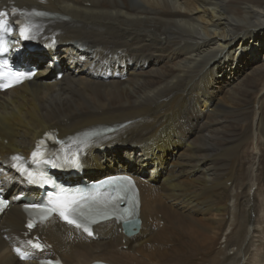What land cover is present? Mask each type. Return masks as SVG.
I'll use <instances>...</instances> for the list:
<instances>
[{
	"label": "bare ground",
	"instance_id": "obj_1",
	"mask_svg": "<svg viewBox=\"0 0 264 264\" xmlns=\"http://www.w3.org/2000/svg\"><path fill=\"white\" fill-rule=\"evenodd\" d=\"M12 8L49 19L37 52L16 44L38 75L0 93V188L39 196L13 168L57 130L87 137L84 179L133 177L141 208L133 236L108 222L92 239L56 218L30 233L12 203L0 264L264 263V0H0Z\"/></svg>",
	"mask_w": 264,
	"mask_h": 264
},
{
	"label": "snow or ice",
	"instance_id": "obj_2",
	"mask_svg": "<svg viewBox=\"0 0 264 264\" xmlns=\"http://www.w3.org/2000/svg\"><path fill=\"white\" fill-rule=\"evenodd\" d=\"M5 30V25H4V21L0 20V31H4ZM25 34V29H21V35ZM2 75V74H0ZM21 78V76H17V82L19 81V79ZM5 87H9L11 86V84H6L4 85ZM39 153L38 152H33V157L35 158ZM16 159H19L18 157ZM29 176H31V173H29ZM129 183H131V181H129ZM54 211L59 210V214L64 218V220L69 223V224H75L76 227H81V223L77 222L76 220L70 218V216L68 215L69 212L74 211V209H72L69 205L64 204L61 205L60 209H53ZM95 222V221H93ZM29 228L33 227V225L31 223H29L28 225ZM84 231L88 232L89 235H92L91 231H89V229L85 226L84 227ZM33 247L35 248H40L41 246L39 244H34Z\"/></svg>",
	"mask_w": 264,
	"mask_h": 264
},
{
	"label": "rangeland",
	"instance_id": "obj_3",
	"mask_svg": "<svg viewBox=\"0 0 264 264\" xmlns=\"http://www.w3.org/2000/svg\"><path fill=\"white\" fill-rule=\"evenodd\" d=\"M132 2H134V3H137V0H132ZM138 4L139 5H142L141 3H139L138 2ZM252 67V65L251 64H249L244 70H247V71H244V72H242V73H244V74H246V73H248L249 71H251V68ZM250 148H252L251 146L249 147V150L251 151V149ZM216 214H218V212H209L208 213V215H209V217H214ZM258 226V225H257ZM262 226V227H261ZM258 227H260V228H258ZM257 227V229L261 232L262 230H264V224H261V225H259ZM262 233V232H261ZM254 236V235H253ZM253 241L256 243L255 245H257V247L258 248H260L261 247V245H263L264 244V237H263V235L262 234H255V236L253 237ZM262 250V254L264 255V250L263 249H261ZM262 264H264V263H262Z\"/></svg>",
	"mask_w": 264,
	"mask_h": 264
}]
</instances>
